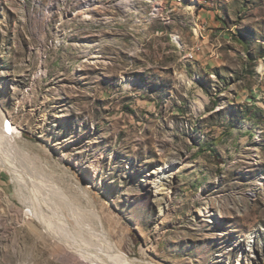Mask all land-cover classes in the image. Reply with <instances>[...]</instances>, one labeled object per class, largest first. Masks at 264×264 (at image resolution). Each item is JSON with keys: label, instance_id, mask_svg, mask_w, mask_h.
<instances>
[{"label": "rangeland", "instance_id": "1", "mask_svg": "<svg viewBox=\"0 0 264 264\" xmlns=\"http://www.w3.org/2000/svg\"><path fill=\"white\" fill-rule=\"evenodd\" d=\"M91 3L0 0V264H264V0Z\"/></svg>", "mask_w": 264, "mask_h": 264}, {"label": "bare ground", "instance_id": "2", "mask_svg": "<svg viewBox=\"0 0 264 264\" xmlns=\"http://www.w3.org/2000/svg\"><path fill=\"white\" fill-rule=\"evenodd\" d=\"M91 1L92 0H84V5L87 6V5L92 4ZM77 45H80V44H77ZM90 54H91L90 57H93L92 53H90ZM8 129L9 130H7V128H5V125L2 124V130L4 131L3 133H5V135L11 134V136H12V130L9 127H8ZM9 137H10V135H9ZM98 233L102 236L103 244L101 243L99 248L96 250L92 249V250L83 251L84 252L83 255H86V257H89L91 260L97 261L101 264H130V263H126L125 261H122V259L119 256V253L117 252L116 249H114V247L110 243V240L108 239L106 232L98 231ZM253 233L255 234L256 231H253Z\"/></svg>", "mask_w": 264, "mask_h": 264}]
</instances>
